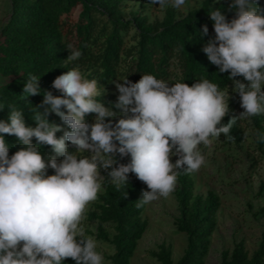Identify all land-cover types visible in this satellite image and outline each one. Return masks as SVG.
Returning <instances> with one entry per match:
<instances>
[{
	"label": "clouds",
	"instance_id": "1",
	"mask_svg": "<svg viewBox=\"0 0 264 264\" xmlns=\"http://www.w3.org/2000/svg\"><path fill=\"white\" fill-rule=\"evenodd\" d=\"M186 3L148 0L161 9H180ZM228 11L234 13L230 21L219 8L208 14L214 38L202 47L218 72L229 74L239 96L243 111L227 123L229 90L207 79L169 86L151 74L135 83L125 77L115 82L118 96L109 108L100 100L104 89L79 67L53 80L51 87L59 96L43 92L42 103L32 109L35 127L26 126L17 106L7 105L8 118L0 120V264H63L68 259L106 264L97 240L82 226L89 205L103 190L101 170L111 169L107 182L117 191L128 185L129 174L146 185L137 206L166 199L175 191L181 170L193 174L205 164L201 145L221 136L234 142L230 133L239 119L264 115V7L259 0H231ZM202 32L206 36L208 28ZM67 50L65 67L82 57L71 44ZM39 81L29 74L22 89L25 99L41 95ZM51 114L66 131L49 122ZM88 114H94L91 123L85 120ZM58 132H63L59 138ZM5 136L20 145L11 156ZM256 138L264 143V134L257 132ZM40 145L49 146L52 154L42 153ZM117 156L128 157V163L118 164Z\"/></svg>",
	"mask_w": 264,
	"mask_h": 264
},
{
	"label": "trees",
	"instance_id": "2",
	"mask_svg": "<svg viewBox=\"0 0 264 264\" xmlns=\"http://www.w3.org/2000/svg\"><path fill=\"white\" fill-rule=\"evenodd\" d=\"M123 2L9 0V16L0 27V77L6 80L0 85V109H3L0 120H7V105L12 104L22 110L26 126L35 127L32 109L42 103L44 91H51L54 96L60 95L51 87L52 82L70 67H79L87 79L97 81L98 86L104 89L100 100L109 108L116 103L118 96L115 82H122L125 77L135 83L141 75L151 74L169 86L177 82L191 86L201 79H207L221 90L232 85L229 74H220L202 51L207 41L214 38L213 22L208 14L219 8L230 21L234 18V13L228 11L231 0H202L199 7L187 11L180 18L175 9L167 8L162 19L153 23L141 11L131 12L125 17ZM259 2L264 7V0ZM204 26L208 28L206 36L202 32ZM69 44L79 49L82 57L65 67L64 60L70 54L67 50ZM29 74L40 77L41 95L25 99L22 89ZM236 79L243 82L242 77ZM229 108L230 114L224 118V123L230 116L243 111L230 103ZM48 119L50 123L67 130L54 114ZM93 119L94 114L85 116L89 123ZM246 120L258 158L264 161V143H257L256 138L257 132L264 134V115ZM230 134L235 138L234 142L223 136L220 139L229 147H240L245 140L242 119L237 121ZM56 135L59 138L63 132ZM5 140L10 145L11 156L20 145L13 136H5ZM33 143H36L34 139ZM39 147L42 153L52 154L49 146ZM116 159L118 164L129 161L128 157L121 159L117 156ZM256 162L253 159L251 167ZM48 174L54 173L49 169ZM104 177L103 190L86 212V221L94 224L95 233L88 230L85 233L113 247V254L106 257L111 264H130L138 241L148 226L142 217L146 204L137 206L142 198V190H147L146 185L129 174L128 185L117 191L107 182L110 179ZM257 193L263 199V206L255 216L264 218V175ZM173 195L178 212L174 226L177 232L185 234V249L175 263L172 261L171 247L163 243L156 251H149V255L160 264H205L217 225L220 198L213 191H207L205 195L196 194L190 174H184L183 170ZM63 264L75 262L68 259ZM219 264H264V230L251 254L243 241L234 242L231 249L220 253Z\"/></svg>",
	"mask_w": 264,
	"mask_h": 264
},
{
	"label": "rangeland",
	"instance_id": "3",
	"mask_svg": "<svg viewBox=\"0 0 264 264\" xmlns=\"http://www.w3.org/2000/svg\"><path fill=\"white\" fill-rule=\"evenodd\" d=\"M201 2L202 0H187L185 6L175 9L177 17H183L187 11L199 7ZM123 3L125 17L131 12L141 11L148 17L150 23L160 21L166 10L158 5L148 4V0H124ZM142 6L145 8L142 9ZM9 11V0H0V27L7 20ZM5 81L0 77V85ZM228 90L231 97L229 103L238 110H243L240 107L239 96L232 91V85ZM242 127L245 130V140L240 147L234 145L229 147L220 138L214 139L209 146L201 145L200 150L205 156V164L198 172L190 174L196 194L205 195L207 191H213L220 198L217 225L211 237L205 264H219L220 253L225 249H231L234 242L243 241L251 254L256 249L264 230V218L255 216L257 210L263 206V199L257 192L259 182L264 175V161L258 158L246 119H242ZM176 158L175 156L171 158L173 163ZM253 159L257 162L251 167ZM108 171L111 169L101 170V175L108 177ZM177 216V204L173 193L166 199L160 198L146 204L142 217L147 221L148 226L138 241L130 264H160L149 255V251H156L162 243L171 247L174 263L181 257L185 249L186 237L175 229L174 221ZM82 226L85 230L95 233L94 224L88 223L86 219ZM97 242L98 250L104 254L106 264H111L106 257L113 254V247Z\"/></svg>",
	"mask_w": 264,
	"mask_h": 264
}]
</instances>
